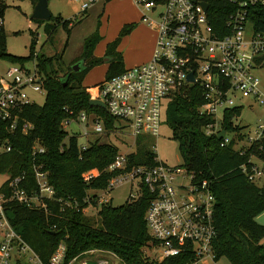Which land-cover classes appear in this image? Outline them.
<instances>
[{
    "label": "trees",
    "instance_id": "16d2710c",
    "mask_svg": "<svg viewBox=\"0 0 264 264\" xmlns=\"http://www.w3.org/2000/svg\"><path fill=\"white\" fill-rule=\"evenodd\" d=\"M30 1L33 5L37 2ZM205 1L211 31L216 36L224 35L235 6L231 0ZM5 9V4L0 2V60L12 65L33 62L41 77L45 99L42 105L20 108L19 125L15 130H9L5 123L0 124L2 138L10 146L9 152L0 154V175L10 180L20 179L19 186L27 195H38L34 169L41 168L53 191L51 198L41 199L44 208L29 209L16 202L7 204L16 232L42 264L49 261L60 245L65 247V263L86 251L98 250L113 254L121 264H186L182 257L161 262L145 257L143 249L151 242L144 221L150 201L147 191L143 190L138 200H126L118 207H113L110 201L97 205L94 193L106 190L114 176L106 169L119 153L118 148L95 139L81 150L78 136L68 135L62 127L66 120L76 119L80 113L97 117L106 130L115 125V120L104 109L90 106V96L83 86L86 74L100 62L92 55L100 39L98 33L84 40L82 55L75 61L76 72L73 67L63 66L62 57L36 54L34 40L27 57H16L6 48L2 25ZM248 20L255 32L264 34V5L249 9ZM50 21L54 25L45 29L49 39L58 26L68 37L70 27L78 23L77 19L62 20L58 16H52ZM134 26H124L118 37L106 46L104 57L110 61L105 80L125 70L117 47ZM258 61L264 66V55ZM200 104V90L194 86L186 88L167 102L164 122L178 144L181 167L192 174L195 181L207 182L215 198V260L225 258L229 264H264V226L255 222V217L264 211V185L249 182L240 172L239 167L246 157L234 151L232 144L220 147V140L215 136H205L203 127L209 120L198 115ZM236 113V110L228 111L224 115L225 124H229ZM23 122L31 125L26 133L21 130ZM135 145V151L127 156V166H153L156 154L150 138L137 137ZM251 151L264 160V141L261 149L253 146ZM89 172H95V176L85 180L84 175ZM90 206H98L97 223L84 215V210Z\"/></svg>",
    "mask_w": 264,
    "mask_h": 264
},
{
    "label": "built area",
    "instance_id": "2783aa9c",
    "mask_svg": "<svg viewBox=\"0 0 264 264\" xmlns=\"http://www.w3.org/2000/svg\"><path fill=\"white\" fill-rule=\"evenodd\" d=\"M98 1L111 0H87L80 10L85 11ZM203 3L207 4L205 0H135L142 12L141 22L156 35L152 57L147 63L104 80L96 86L95 95L89 94L90 100H100L107 115L121 121L122 128L129 129L132 136L131 152L118 153L106 169L114 176L104 191L123 183L131 184V189L136 185L139 193L129 192L130 202L138 200L143 190L147 191L150 201L144 221L151 242L145 249L154 252L148 259L156 262L182 257L186 264H217L213 251L217 236L216 202L208 183L197 182L184 168L169 167L157 158L153 166H127V156L135 151L137 137L158 136L171 97L186 88L197 87L201 93L197 113L209 120L203 127L205 136L217 138L224 131L218 139L220 147L232 144L234 151L246 157L240 172L253 184L264 183V160L251 151L253 146L261 149L264 141V88L257 76L264 70L258 61L264 55V34L255 32L248 20L249 9L264 5V0H231L235 10L229 15L222 36L211 31L208 8L205 11ZM189 74L193 76L192 82L188 80ZM27 90L45 93L35 65L32 69L11 65L0 74V124L5 123L11 131L19 125L20 108L34 104ZM250 97L252 103L247 100ZM253 105L263 114L259 125L251 130L242 123L241 114ZM231 110L237 113L225 124L224 115ZM72 120L85 125L91 120L97 136L118 130L116 124L106 130L100 119L85 113ZM69 122L66 120L62 127ZM29 129L30 124H21L23 133ZM88 135L84 132L85 137ZM9 151L0 131V154ZM34 176L38 195H27L17 178L7 177L0 184V264L23 263L25 256V264H42L12 226L7 208L9 202L29 209L44 208L41 199L51 198L53 191L41 168L34 169ZM94 176L95 172H89L84 179ZM93 252L86 251L65 263V247L60 245L46 264H85L83 258ZM96 263L107 264L103 260Z\"/></svg>",
    "mask_w": 264,
    "mask_h": 264
},
{
    "label": "rangeland",
    "instance_id": "374dc122",
    "mask_svg": "<svg viewBox=\"0 0 264 264\" xmlns=\"http://www.w3.org/2000/svg\"><path fill=\"white\" fill-rule=\"evenodd\" d=\"M6 6L4 15L2 18V25L6 34V48L7 52L16 57H27L31 47V42L34 40V52L39 55H44L48 58H58L62 57L61 62L63 66H70L71 68L75 65L73 61L76 57L79 58L80 50L75 39L78 35H86L91 28V22H94L95 14L90 17V12L88 11L84 15H79V4L68 2L67 0H49L48 10L53 17L60 16L62 20H70L74 17L82 22L75 26L70 35V39L67 43V33L61 27L55 28L50 39L46 34L45 29L47 26L54 25L53 21H36L32 20L31 16L33 13V6L30 0H0ZM110 2L106 8V15L108 16L107 31L104 29V39L112 37L117 31V25L120 21L124 19H132L136 14H138L137 8L134 6L132 0H113L106 1ZM105 2V3H106ZM89 34V33H88ZM106 57L100 58V62L91 68L89 75L86 76L84 84L86 87H93L94 84L102 77V69L100 66L107 64L105 62ZM80 63V62H79ZM12 64L7 61L0 60V74H2L7 68ZM26 68L32 69L34 63L28 62L24 64ZM141 65V64H140ZM82 62L80 67H82ZM258 78L261 80L262 87L264 88V70L257 73ZM28 98L31 102L36 105H42L45 99V93H33L27 90ZM249 102H253L252 98H247ZM262 110L253 105L251 109L245 110L241 114V121L243 124L248 125L249 129L253 130L259 125L262 118ZM69 125L64 127V130L68 135L76 134L78 136V146L84 147L89 142L99 139L100 142L109 143L118 148L119 153L125 154L126 152H131L130 147L132 145V136L129 129L122 128L124 125L121 121L115 120L118 130L108 135V138L104 135L97 136L94 134L93 128L94 123L90 120L89 122L81 124L77 120H69ZM84 132L89 135L84 136ZM151 147L155 149L156 158L161 163L169 167H181L182 157L178 149V144L171 138V132L168 126L165 124L164 119L160 126L159 134L155 138H150ZM6 175H0V184L6 180ZM264 182V180H263ZM262 186V184H260ZM138 194V189L135 186L131 189V184L123 183L116 186L113 190L107 191H97L94 194L97 196V205L101 203L110 201L113 207H118L123 205L127 198L128 193ZM97 207H88L84 210V215L98 222L97 218ZM260 225V224H259ZM264 226V225H263ZM93 254H87L83 259H85V264H97V260L106 261L107 264H121L119 260L107 252L98 250H93ZM145 257L148 259L149 256H153L154 252L147 251L143 249ZM83 259L81 261H83ZM152 261L151 259H148ZM27 257L22 259V262H26ZM25 264V263H24ZM75 264H79L76 262ZM217 264H229L225 258H221L217 261Z\"/></svg>",
    "mask_w": 264,
    "mask_h": 264
},
{
    "label": "crops",
    "instance_id": "0c3cea01",
    "mask_svg": "<svg viewBox=\"0 0 264 264\" xmlns=\"http://www.w3.org/2000/svg\"><path fill=\"white\" fill-rule=\"evenodd\" d=\"M67 1L73 2L70 0H67ZM86 1L87 0H79L78 2H73V3L79 4V15L80 16L86 14L88 11L90 12L89 13L90 17H92V15L95 14V19H93L94 22H91V28L89 29L87 34L78 35L77 36L78 38L75 39V43L77 44L79 49L81 48L79 58L81 57L82 52H83L84 40L90 35H92L93 33L97 32L98 36L100 37L99 42L95 45L93 52H92L93 57L99 60L100 58L104 57L106 46L109 43L113 42L118 37L120 30L126 25L134 24L135 25L134 29L128 35L120 39L118 47H117V52H119L122 57L124 69H128V68H131V67H134L140 64H144L150 61L152 54H153L154 46H155L156 35H155L154 30L148 28L146 25H144L141 22L142 12L140 8L136 6L135 0H132V2L134 6L137 8L138 14H136L132 19H124L120 21V23L117 25L116 33L112 37H109L108 39H104V34L107 31L106 25L108 22V16L106 15V8L110 2L105 3L103 1H98L92 6H90L87 10L81 11L80 6ZM32 6L34 8L35 5L32 4ZM73 19H77V18L74 17ZM73 19H70V20H73ZM77 22L78 23L73 24V26L70 27V33L67 39L66 47L68 46V40L70 39L72 29L75 26L79 25L82 21L77 19ZM104 29H105V32H104ZM78 59L76 57L73 61L78 60ZM109 61H110L109 58H106L105 62H107V64L100 66V68L102 69V77L100 80L94 83L97 85L91 88L86 87L84 84V80L86 76L89 75L91 72L90 73L88 72L86 74L83 80V86L86 87V91L88 94L91 93L92 95H95L94 90L96 86H98L105 80V74L108 68ZM108 135L110 134H105L104 137L108 138ZM262 185H264V183ZM255 222L257 224L264 225V211L255 217Z\"/></svg>",
    "mask_w": 264,
    "mask_h": 264
},
{
    "label": "water",
    "instance_id": "95a60500",
    "mask_svg": "<svg viewBox=\"0 0 264 264\" xmlns=\"http://www.w3.org/2000/svg\"><path fill=\"white\" fill-rule=\"evenodd\" d=\"M202 5L206 11L208 8V5L206 3H203ZM31 19L36 20V21H48L51 19V13L48 10L47 0H37L35 6L33 8V13H32ZM73 70L75 72L78 71V65H74ZM188 80L190 82H192V80H193L192 74L188 75ZM90 106H97V107L104 109V104L100 100H90ZM223 135H224V131H221L218 134L217 138L221 139L223 137Z\"/></svg>",
    "mask_w": 264,
    "mask_h": 264
}]
</instances>
